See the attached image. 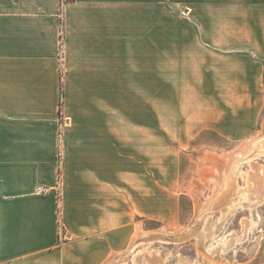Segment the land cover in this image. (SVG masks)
Instances as JSON below:
<instances>
[{"label": "crops", "instance_id": "obj_1", "mask_svg": "<svg viewBox=\"0 0 264 264\" xmlns=\"http://www.w3.org/2000/svg\"><path fill=\"white\" fill-rule=\"evenodd\" d=\"M228 23L263 27L264 0H0V264L115 262L131 236L114 89L161 72L163 25L200 41Z\"/></svg>", "mask_w": 264, "mask_h": 264}, {"label": "rangeland", "instance_id": "obj_2", "mask_svg": "<svg viewBox=\"0 0 264 264\" xmlns=\"http://www.w3.org/2000/svg\"><path fill=\"white\" fill-rule=\"evenodd\" d=\"M245 32L264 37V26L210 25L207 39L191 41L163 25L161 72L141 76L143 87L114 89L115 162L129 166L130 236L166 232L114 264H264V200L249 198L254 187L264 193V148L237 162L228 199L196 215L226 187L220 172L234 152L264 130V39H240Z\"/></svg>", "mask_w": 264, "mask_h": 264}, {"label": "bare ground", "instance_id": "obj_3", "mask_svg": "<svg viewBox=\"0 0 264 264\" xmlns=\"http://www.w3.org/2000/svg\"><path fill=\"white\" fill-rule=\"evenodd\" d=\"M263 135H264V130L263 131H261L258 135H256V136H254L253 138H251V139H249V140H247L246 142H244V143H242L239 147H238V149L234 152V155H233V161L231 162L230 160H229V162H227L226 164H227V168H226V170H225V172L224 173H222L221 174V172H220V175H221V182H220V186H222V185H224V186H226L228 183H230L232 180H233V177L232 176H234V174H233V172H234V170H236L235 169V167H236V165H237V162L238 161H240V160H242L244 157H245V155H246V153H247V150H250V149H253V150H257V149H261V148H264V138H262L263 137ZM260 151H262V150H260ZM216 158V157H215ZM214 158V159H215ZM222 159V158H221ZM223 161V160H222ZM218 169H220V168H218ZM222 171V170H221ZM255 171V170H254ZM204 172V171H203ZM262 172H263V170H262ZM250 173V172H249ZM253 173V172H252ZM236 174V173H235ZM255 174V173H254ZM254 174H251V176H250V174L248 175V180L249 179H252V175L254 176ZM262 174V173H261ZM264 175V174H263ZM219 176V175H218ZM264 177V176H263ZM253 180V179H252ZM255 180V179H254ZM253 180V181H254ZM252 182V181H251ZM231 184V183H230ZM249 184H251V183H249ZM256 185V184H255ZM219 186V187H220ZM249 186V185H248ZM252 186V185H251ZM254 186V185H253ZM223 187V186H222ZM254 190H253V192H252V190H251V192L252 193H250V197L249 198H252L253 200H255L256 201V203H259L260 201H262V199L264 200V193H263V195L262 194H260V192L258 191V189H260V187H258L257 189H255V187L253 188ZM248 190H249V188H248ZM231 191H233V187H231V188H229L228 189V187L226 186L225 188L223 187V189L220 187L219 189H218V191L215 193V195L211 198V199H209L205 204H203V205H199V207H198V209H197V213H196V215H200V214H202L201 213V211L202 210H204V209H206L207 210V208H209V209H211L210 207L212 206V205H215L214 203L215 202H220V201H218V199H223L222 201H224L225 199H228L230 196H231V194H232V192ZM219 192V193H218ZM249 193V192H248ZM213 208V207H212ZM208 209V210H209ZM197 217H199V216H197ZM195 222V221H194ZM191 229V228H190ZM170 233H173V232H167V236L168 235H170ZM176 233H177V231H176ZM164 234H166V232H164V231H148V232H146V231H137V232H135L132 236H131V239H130V242H129V244H128V247L129 248H127L125 251H121L120 253H117V254H115L114 256L116 257L117 255L118 256H121V255H123L125 252H128V250L130 251V250H132V248H133V246H135V245H137L138 244V242L140 241V240H143L144 238H154V237H158L159 235H164ZM218 235V234H217ZM165 239V238H164ZM145 240V239H144ZM141 242V241H140ZM233 243V238H231V235L228 237V240H227V242H226V246L225 245H221L220 246V249L221 250H225V249H227L229 246H230V244H232ZM126 248V247H125ZM124 250V249H123ZM122 253V254H121ZM128 253H130V252H128ZM111 256V255H110ZM112 258V257H111ZM117 259V258H116ZM113 260H114V258H113ZM110 262V261H109ZM109 262H108V264H109ZM105 264V263H104ZM112 264V263H111ZM114 264V263H113Z\"/></svg>", "mask_w": 264, "mask_h": 264}, {"label": "built area", "instance_id": "obj_4", "mask_svg": "<svg viewBox=\"0 0 264 264\" xmlns=\"http://www.w3.org/2000/svg\"><path fill=\"white\" fill-rule=\"evenodd\" d=\"M36 191L39 193H48V188L46 186L39 185L37 186Z\"/></svg>", "mask_w": 264, "mask_h": 264}]
</instances>
